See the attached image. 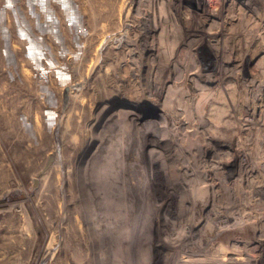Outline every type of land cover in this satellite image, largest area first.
<instances>
[{
  "label": "rangeland",
  "instance_id": "rangeland-1",
  "mask_svg": "<svg viewBox=\"0 0 264 264\" xmlns=\"http://www.w3.org/2000/svg\"><path fill=\"white\" fill-rule=\"evenodd\" d=\"M262 246L264 0H0V264Z\"/></svg>",
  "mask_w": 264,
  "mask_h": 264
},
{
  "label": "water",
  "instance_id": "water-1",
  "mask_svg": "<svg viewBox=\"0 0 264 264\" xmlns=\"http://www.w3.org/2000/svg\"><path fill=\"white\" fill-rule=\"evenodd\" d=\"M69 90V88L67 89V91ZM53 161V158H51L50 159V161H49V164L51 163ZM39 178L37 177V178H34V180H33V184H32V188L33 189H37L38 188V186H39Z\"/></svg>",
  "mask_w": 264,
  "mask_h": 264
},
{
  "label": "bare ground",
  "instance_id": "bare-ground-1",
  "mask_svg": "<svg viewBox=\"0 0 264 264\" xmlns=\"http://www.w3.org/2000/svg\"><path fill=\"white\" fill-rule=\"evenodd\" d=\"M147 14V13H146ZM148 28V27H147ZM155 30V29H154ZM174 36V35H173ZM165 37H167V36H165ZM168 39V38H167ZM177 39V38H176ZM175 40V39H174ZM172 43V42H171ZM178 43V42H177ZM167 44H168V42H167ZM172 46V45H171ZM167 112V111H166ZM176 117V116H175ZM179 119V118H178ZM180 121V120H179ZM182 122V121H181ZM184 122V121H183ZM121 172V171H120ZM118 177H119V175H118ZM117 177V178H118ZM119 179H120V177L118 178V183H119ZM122 179V178H121ZM115 182H117V181H115ZM121 183V182H120ZM131 183V182H130ZM132 184V183H131ZM135 184V183H134ZM133 184V185H134ZM119 186V185H118ZM114 191V190H113ZM111 192V191H110ZM119 194V193H118ZM114 195V194H113ZM114 198V197H113ZM122 199V198H121ZM181 210H182V208H181ZM184 210V209H183ZM133 211H134V209H133ZM180 211V210H179ZM175 225V224H174ZM175 227V226H174ZM174 243V242H173ZM176 243V242H175ZM262 251H264V246H262ZM185 261V260H184Z\"/></svg>",
  "mask_w": 264,
  "mask_h": 264
}]
</instances>
